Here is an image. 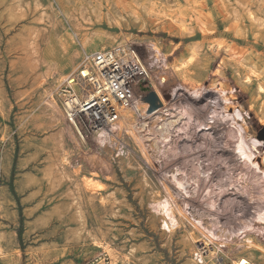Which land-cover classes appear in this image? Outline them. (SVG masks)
I'll use <instances>...</instances> for the list:
<instances>
[{
	"label": "rangeland",
	"instance_id": "rangeland-1",
	"mask_svg": "<svg viewBox=\"0 0 264 264\" xmlns=\"http://www.w3.org/2000/svg\"><path fill=\"white\" fill-rule=\"evenodd\" d=\"M189 1L0 0V264H111L112 258L116 264H197L193 252L207 257L212 249L216 264H232L238 254L264 264L260 248L237 243L250 237L264 247V234L237 233L225 244L213 237L215 246H206L204 235L179 213L166 231L152 208L154 199L171 194L179 206L204 209L213 201L212 211L222 218L249 214L247 194L234 183L215 187L218 176L239 164L222 133L235 123L243 142L264 145V0H220L224 12L215 0H193L205 24L196 20L186 30L147 17L153 4L187 19ZM219 36L243 49V63L254 64L258 78L247 81L244 66L209 47ZM91 37L104 49L135 50L149 74L138 94L154 90L158 73L165 76L161 92L178 87L192 123L176 137L172 157L149 159L125 129L119 139L99 145L93 131L78 126L79 134L63 122V149L56 146L57 128L43 114V91L56 94L59 76L74 70ZM147 43L160 46L165 57L153 59ZM189 51L194 59L178 76L169 64ZM186 81L194 86L179 88ZM61 153L68 160L60 167ZM177 175L186 181L197 175L194 194L191 182L181 185ZM205 186L211 195L202 198ZM97 243L108 245L110 254Z\"/></svg>",
	"mask_w": 264,
	"mask_h": 264
},
{
	"label": "bare ground",
	"instance_id": "bare-ground-1",
	"mask_svg": "<svg viewBox=\"0 0 264 264\" xmlns=\"http://www.w3.org/2000/svg\"><path fill=\"white\" fill-rule=\"evenodd\" d=\"M215 1L217 2L216 4L219 10L224 12L220 0ZM188 3L191 14L187 19H177L173 15L167 13V11H163L153 4L146 12L147 17L149 21L151 20L154 22V24L168 23L170 26L178 27L181 30L188 29L189 26L196 20H198V22H200L202 25L205 24V21L202 17L204 14L198 7L197 1L190 0ZM127 41H129V39H123L124 45L128 43ZM147 45L152 51L153 59L158 61V59H163L165 57V54L162 52L160 46L155 43H147ZM83 47L87 55H92L97 52H104V48L106 46L99 45L97 37H91L88 39L86 38V40L83 41ZM120 47H122V50L127 58L132 57L134 59L135 65L139 70L147 72L145 65H143L139 56L132 47L127 45ZM209 47H214L215 50H225L230 58L236 60L239 65L244 66L247 70L245 75V79L247 81L251 80L252 77L258 78V72L255 69V65H245L243 63V49H236L233 46H229L226 39L222 36L213 37ZM194 56V51H189L187 54H184L179 58L177 57V59L169 64V68L178 76H184L188 65L194 59ZM125 60L126 59H123V62ZM92 70L96 73L95 77L98 81V84L95 83L96 89L94 91L97 96L93 100H96L97 104L100 106H103L104 103L105 109L108 113L106 121L107 124L104 126V128L94 126L95 129L92 130V136L94 137V140L99 145L110 144L112 141L119 139L120 132L122 129H125V131H128V133L135 138V141L141 147L142 153L146 154L149 159L162 161V158L172 157L175 151L176 137L181 130H183L186 126H190V123H192L191 119L186 116L182 98H180V95H178L179 93L177 94L178 87L174 86L165 93L161 92L159 87L164 85L165 76L162 75V73H158L156 81L152 82V85L159 100L161 101V105L153 111L148 112V105L142 103L144 102L142 97L141 99H138L139 95L138 97H131L130 94H120L121 92L114 86L113 81L109 83L108 79L103 76L101 71H98L94 68L88 69L85 67L81 70V72L84 75H92ZM66 77L67 74L60 75L57 83H60L61 85ZM182 85L183 84H180L179 88L185 86H194L193 83L187 81L184 82L183 86ZM73 86L75 91H77V87L75 85ZM259 89L264 94V86H260ZM63 99H65L64 96L60 97L58 94H54L53 91L48 89H44L41 98L43 114L46 116V120L52 126H56L57 128V132L55 134L57 143L56 146H58L60 149H63L65 132V128L62 127V122L65 124V126H74V128L80 134V130L76 122H74L72 125L66 124V116L63 110H61V103L62 105L64 103L62 102ZM166 99H169L170 103H168ZM57 101H59L60 106L58 105ZM87 116H89V114H87ZM111 116H115V118L113 117L114 119L112 120L110 118ZM165 126H168V128L163 130V127ZM243 126H245V124H243ZM169 127L171 128L170 130ZM146 136L151 137L146 138ZM222 136L223 143H226V141L233 143L231 151L237 155L239 164L237 168L227 171L225 177L218 176L215 187L223 188V186L228 185V183H234V189L237 192H239L241 195H245V193L247 194V200H245V202L246 205H248L246 206V209L248 208L249 214H246L245 211L244 214L231 212L232 214L222 218L218 215V213L212 211L211 208L214 206L213 201L206 203L204 209L196 208L195 206L187 207L185 204L179 206L171 194L168 198L154 199L152 204V208H154V210L162 216V228L164 230H172V226L175 224L173 214L177 212L182 217L190 221L194 229L199 230L204 235L206 246L211 244L215 246L213 237L217 239L218 243L225 244L226 240H230L232 236L237 233H246L251 231L255 236H259L260 238H262V234H264V230H262V226L264 224V151L257 147L253 142H251L250 145H247L245 142H243L241 138V131L235 123H229L223 131ZM250 146H252V148H249ZM260 147H262L261 144ZM254 159L255 161L253 162ZM67 160L68 158L66 154L61 153L58 160L59 166L61 167V165H64ZM180 169V167H177L174 170L179 171ZM189 173H192V171H189ZM177 176V180H179L178 182L181 183V185H186L185 183L191 182L190 186L192 189L190 192L191 194H194L197 175H193L188 181L185 179L182 180V175ZM209 194L210 189L208 186H205L202 193V198H206ZM237 243H242L243 247L260 248L262 253H264V247L258 242L254 241L253 238L250 239V237H244L241 238V240H239ZM96 245L110 254V248L108 245L101 243H97ZM215 253L216 250L212 249L209 251V255L207 257H203L198 251H194L192 254L193 261H195L197 264H216L213 262ZM0 258H5V253L2 251L1 246ZM209 259L211 263L208 262ZM100 263L101 262H99V264ZM110 263L116 264L115 259L112 258ZM232 264L255 263L249 257L243 254H238L232 259Z\"/></svg>",
	"mask_w": 264,
	"mask_h": 264
},
{
	"label": "built area",
	"instance_id": "built-area-1",
	"mask_svg": "<svg viewBox=\"0 0 264 264\" xmlns=\"http://www.w3.org/2000/svg\"><path fill=\"white\" fill-rule=\"evenodd\" d=\"M123 59L126 60L123 62ZM85 67L101 71L109 83L113 81L114 86L121 92L120 94H130L131 97L142 96L138 92L147 85L146 78L149 77V74L139 70L134 59L125 56L122 47L104 49V52H97L92 55L84 53L79 58L77 66L67 75L56 90V94L65 98L62 100L64 103L63 105L61 103V106L66 116V124L72 125L76 122L83 131L91 133L95 129L94 126L101 128L107 124L108 113L104 103L103 106H100L96 100H93L97 96L94 91L96 89L95 83L98 84V81L93 70L92 75H84L81 72ZM73 85L77 87V91ZM141 85L143 88H140ZM113 117L115 118V116L110 118L113 120Z\"/></svg>",
	"mask_w": 264,
	"mask_h": 264
},
{
	"label": "water",
	"instance_id": "water-1",
	"mask_svg": "<svg viewBox=\"0 0 264 264\" xmlns=\"http://www.w3.org/2000/svg\"><path fill=\"white\" fill-rule=\"evenodd\" d=\"M142 100L148 103V112L153 111L157 107L161 105V101L159 100L156 92L154 90H149L145 95L142 96ZM264 133V129H263ZM264 145H262L261 150H264Z\"/></svg>",
	"mask_w": 264,
	"mask_h": 264
}]
</instances>
